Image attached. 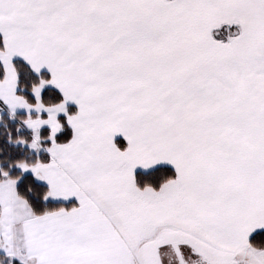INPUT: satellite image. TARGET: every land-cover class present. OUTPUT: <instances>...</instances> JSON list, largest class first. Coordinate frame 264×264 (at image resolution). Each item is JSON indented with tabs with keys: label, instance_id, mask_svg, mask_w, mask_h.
<instances>
[{
	"label": "snow or ice",
	"instance_id": "1",
	"mask_svg": "<svg viewBox=\"0 0 264 264\" xmlns=\"http://www.w3.org/2000/svg\"><path fill=\"white\" fill-rule=\"evenodd\" d=\"M0 264H264V0H0Z\"/></svg>",
	"mask_w": 264,
	"mask_h": 264
}]
</instances>
